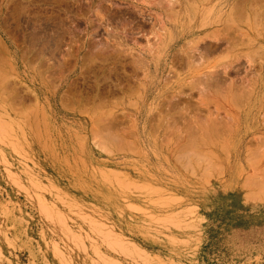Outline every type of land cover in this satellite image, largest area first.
Masks as SVG:
<instances>
[{"label": "rangeland", "instance_id": "obj_1", "mask_svg": "<svg viewBox=\"0 0 264 264\" xmlns=\"http://www.w3.org/2000/svg\"><path fill=\"white\" fill-rule=\"evenodd\" d=\"M162 4V0L0 2V264H264V209L260 207L264 185L226 186L227 194H240L239 218L231 212L217 213L210 225L191 203L174 200L171 168L176 166L158 153L160 149L169 155L173 150L169 156H176L179 171L184 172L199 154L197 171L210 172L218 162L209 151H234L224 139L214 137L199 146L208 149L187 148L200 141L179 142L182 124L195 115L196 99L185 103H193L189 109L185 104H180L183 110L179 105L174 111L167 107L178 77L206 73L209 65L218 60L231 63L237 54L241 64L239 70H229L227 80L233 78L235 84L228 91L242 90L241 96L254 87L253 79L262 73L264 63V52L258 49L263 45L256 41H264V30L248 31V24L262 20L264 25V0H236L239 12L230 22L239 26V38L224 53L209 56L207 65L184 69L190 53L185 43L191 39L178 43L175 49L185 51L176 55L181 60L173 53L168 59V63L173 59L174 68L172 63L169 68L178 75L171 73L161 80L158 74L152 94L143 96L138 85L142 70L133 61L170 23ZM249 57L254 58L251 65L245 61ZM242 101L239 119L246 120L254 112L264 125V101L253 110L250 99ZM214 106L210 103V112L216 111ZM149 108H156L155 121L150 117L156 127L147 138L149 144L140 146L129 125L136 119L143 123ZM180 109L194 111L184 121ZM201 111L202 116H225L223 110L213 115ZM226 134L232 136L233 128ZM178 146L181 149H175ZM154 160L164 161L163 168ZM248 172L246 180L257 176V171ZM176 181L189 179L181 175ZM199 186L209 189L210 185ZM93 188L121 195L125 217L111 218L103 210L111 199L108 196L100 201L101 210L82 207L86 205L81 204L82 197L91 198Z\"/></svg>", "mask_w": 264, "mask_h": 264}, {"label": "bare ground", "instance_id": "obj_2", "mask_svg": "<svg viewBox=\"0 0 264 264\" xmlns=\"http://www.w3.org/2000/svg\"><path fill=\"white\" fill-rule=\"evenodd\" d=\"M5 1L6 0H0V2H5ZM162 1L164 2V5L162 4L164 7L161 9H164L165 18H167L168 19L167 21H170V23L169 24L166 23L165 27L162 30L159 29V30H161L160 33L156 34L154 36L155 38L154 39L152 38V40H151V41L154 40V42L151 43L149 41L151 44L147 46L148 48L145 47L147 50L142 48L145 50L146 53H144L142 51H140V53H137V55H139V56H138L137 61L136 60L135 61L138 64H135V61H133L134 66L137 65V67L139 66V68H137V69L140 71L142 70V80L138 85L140 88V92H141V94H143V96L144 95L146 96L148 91L150 92V89H152L151 87L153 86V83L155 82L154 79L159 78L158 74H161V76H160L161 80H163V78L171 75V73L174 74L176 72V74L178 75L179 72L177 73V71L176 70L174 71V69H173L174 68L173 62L171 61L172 58H170V63H172V66H173L172 69L169 68L170 63H168V61H169L168 59L171 56V53H173L175 56H173V54H172V56L176 57V58L179 57L176 55H180L181 53H185L184 49H183L184 52L181 51L182 50L181 48H180L181 50L175 49V47H176V45H178V43L191 39L189 42L186 41L187 42V43H185L186 46L184 45L186 47L185 50L188 52H189V50H187L188 49L187 47H190V53L186 54L187 55L186 62H185V60L180 61L182 57H179L180 60H179V58H178V60L180 62H183V63L185 62L182 65L184 67V69H185V67H187V69L191 68L192 70H194L195 68L193 69V67L195 65H196V67H198L199 65L197 66V64H201V63L204 64L209 56H211L212 54H216L217 52H219V54H220V52H223L226 49H228L229 48L228 46L234 44L232 42V40L236 41V39L239 38V26L235 25L233 20L230 22L231 16H234L233 14H235V12H239V11H237L238 8H237L236 0H192L193 1L192 3H191V0H162ZM176 7H179L178 11H175ZM235 8H237V9H235ZM255 16L256 15H254V17ZM156 17H159V16H156ZM232 18H234V17H232ZM158 20L160 21V17ZM262 22H263L262 20L260 21V23L253 21V24H248V26H249L248 31H250L252 29L255 30V28L259 27V29H261L260 30V32H261L262 30H264L263 29L264 25L262 24ZM160 24H161L160 26L163 25V23H160ZM123 32H125V31H123ZM246 33L248 34L249 32H246ZM263 34H264V31H263ZM263 37H262V39H263ZM242 41H243V39H242ZM204 42H207V43L210 42V43L208 45H206V43H204ZM238 42H239V40H238ZM147 44H148V42H147ZM256 44L258 46L263 45V46H260L258 49H260V51L264 52V41H256ZM124 47H125V45H124ZM131 54H133V53L131 52ZM144 56H145V58H144ZM181 56H182V54H181ZM255 56H257V55H255ZM135 57H134V59H135ZM184 57L185 56H183V59H184ZM175 60H177V59H174V61ZM252 60L254 61V58ZM252 60L250 59V57L247 58L245 60L246 64L248 63V65H251ZM179 61H178V63H179ZM218 61L220 63V60H218ZM245 61H244V63H245ZM261 61H262V59H261ZM219 63L217 65L212 64V65H209L208 67H206L207 69H209L208 72H206V73L203 71V72H197V73L192 74V72H191V74L187 75L186 77H182V78L178 77V82L175 83L171 87V89H172L171 90L172 92L170 95V99L172 100V103L170 105L171 108L166 106L167 108L171 109V111H174L175 108L177 109L178 105L180 106V104H182V106H183L185 103H188V105H189L192 99L193 100L196 99V102L194 101V105H197V107L194 106L196 108L197 113L194 112L195 115L191 116V119H189V120L186 119V117H187V115L190 114L191 111H194L191 109H195V108H193V106H192L190 109L191 111L187 110L189 112H187L185 110L187 108L189 109V107L193 103H191L190 106H186V104H185V106L187 108L185 107L186 109L184 110V112L181 111V109L182 108L184 109V107L180 106V108H181L180 111L183 112V113H181V115L184 114V115H182V117L184 116L183 119H184V121L186 119V121L184 124H182L183 125V129L181 130L182 133L179 134L180 141L177 140V142L178 141L180 143H184V142H188V141L191 142V141H196V139H197V140H200L197 143V144H199L198 146H200V145H202L201 143H203V142L206 143L207 139H209V138L213 139V137H214L215 139L216 138L224 139L226 141L225 146L228 147L229 149H232L235 151V150H237V148H239V146H241L242 144L244 145V140L239 138V136L241 135L243 126H244L245 130H243L244 132H242V134H244V136H246V137H248V136L251 137V140L249 141L251 146L254 147V145H252V143H255L256 146H258V148L262 147V149H263V147H264V126L262 125L260 127L259 125H256V124L255 125L254 124L252 125L250 123L248 124L247 123L248 121H246V120H240L239 119V105H241V102H243L242 101L243 99L245 101L246 99L252 98L255 103L256 102L259 103L260 101L263 100V98H264V63H261L262 73L256 77H254V79H253V80H255L254 81L255 82L254 87H253V85H252V87L249 85L251 88L249 87L248 90L243 91L245 93L243 94V92H242L243 95H241V96H239V95H240V92L242 90L240 92H238L237 94H234L235 92H231V94L233 93L232 95H234V96H232L230 94V92L228 91L229 90L228 87L232 89L235 83H234L233 78L229 79L230 85H229V81L227 80V76H228L230 69L236 70L238 68V70H239V66H240L239 65V63H240L239 55L237 54V56L234 57V60H232L231 63H229V62L227 63V61H226V63H223V62H221V64H219ZM205 65H207V64H204V66ZM134 66H132L133 69H134ZM182 66L180 63V67H182ZM138 70H136V71L138 72ZM196 70H197V68H196ZM134 71H135V69H134ZM247 71H248V69H247ZM236 73H238V72H236ZM131 75H133V74H131ZM168 83H169V81H168ZM158 84L159 83H157L155 86H157ZM164 87H165V85H164ZM246 87H248V86H246ZM123 91H125V90H122V92ZM126 91H128V90H126ZM137 91H134V92L138 94ZM237 91H239V90H237ZM117 93H119V92L117 91ZM153 93H154V91H153ZM223 93H225V94H223ZM228 94H229L230 99L227 96ZM108 95H109V93H108ZM226 98H227V100L224 101V99H226ZM175 99H177L178 101L176 100L177 101L176 102ZM146 100H143V101L146 102ZM185 100H186V102H184ZM143 101H142V103H143ZM163 101H165V100H163ZM182 102H184V103H182ZM210 103H214L216 106V111H211V112L217 113L218 111L223 110L224 112H222V113H225L226 117L225 116L224 117L227 118V120L222 121L221 118L219 117V119H220V121H219V119L217 117L216 118L215 117L214 118L213 117H207V115L202 116L201 113L199 115V112H202L201 110H207L206 112L204 111V113L209 112L208 113L209 115H211V114L213 115V113H211L209 111ZM147 107H148V105H147ZM152 107H154V105ZM155 109L149 108L145 112V114H143V116L145 115L143 123H140L139 122L140 119L137 120L136 119L137 116H136V118H135L136 121H134V122L132 121L131 122L132 124L129 125L130 132L139 136L138 143H139V139H140V146L149 144V139H147V138H150V135L155 130L153 128L155 125H152L153 121H155V118L153 117V114H156L155 112L153 113V111ZM142 110H143V108H142ZM139 111H140V109H139ZM180 111H178L177 113H179ZM143 112H141V113H143ZM161 113H163V112H161ZM151 116L154 118L153 121L151 120L152 123L150 122ZM178 116H180V115H178ZM152 117H151V119H152ZM159 117H160V115H159ZM182 117H180V118L182 119ZM157 119H156V121H157ZM157 128H159V127H157ZM229 128H233V135L230 137H228V134H226L227 131L229 130ZM177 136L174 135V137H177ZM208 141H207V143H208ZM246 145H247V142H246Z\"/></svg>", "mask_w": 264, "mask_h": 264}, {"label": "crops", "instance_id": "obj_3", "mask_svg": "<svg viewBox=\"0 0 264 264\" xmlns=\"http://www.w3.org/2000/svg\"><path fill=\"white\" fill-rule=\"evenodd\" d=\"M262 101H264V98ZM262 101H260L259 103L258 102L255 103L253 99H250V102L248 103L252 105L250 110H253L255 106L263 103ZM222 116L223 115L221 114V117ZM221 120L222 121L227 120V118L224 119V117H222ZM246 121H248L247 122L248 124L249 123L252 125L256 124L261 127V123L259 121V114H256L254 112H249V116L246 119ZM243 130H245L244 126L242 129V132H244ZM242 132L239 138L244 140V145L242 144L243 146L242 145L239 146L237 150L228 152L226 149L225 151L222 149L214 150L212 148L213 150L209 151L210 153L213 154L212 158L214 159V161L218 162V165L216 167H211L214 172L213 171H210V172L197 171L200 168L197 163L198 161L197 158L200 157L199 154L197 156L195 155L196 158L190 159L189 161L190 163H194V162L195 163L194 164L189 163L188 169H186L187 172L179 171L180 167L177 165L176 156L170 157L171 152L173 150L171 152H168L170 155L169 156L165 154L164 151L159 149L158 153H161L163 159L170 158L173 162V165L176 166L175 168L174 167L171 168L173 171H175L174 184H176V187L174 188L173 191H171L172 192L171 194L174 196V200L178 199V201L181 203H188V202L191 203V206H193L194 209L199 211L205 223H209L210 225L212 224L213 218L215 215H217V213H220V214L227 213L228 214V212H231L235 216L236 220H238L239 218V213H240L239 210L243 208L240 194L239 192H235V193L233 192L232 195L227 194L226 186L239 185V184L264 185V150H263L264 147L263 149L262 147L261 148L259 147L260 148L259 149L255 143H252L254 147L251 146V144L250 146L246 145L245 140H247L248 138L251 139V137L244 136ZM180 147L182 146H178L175 149H181ZM186 147L192 148V149L210 148V147L204 148V147L191 146V145H187ZM145 150L151 153V150L149 149H145ZM148 157L150 160L152 159L150 154ZM164 163H165L164 161H156V164H158L159 166H162V168H163ZM204 168H207V167H204ZM249 169L253 171H257L256 172L257 176L254 177L252 180H246L248 177ZM181 175H187L189 181L188 182L176 181V177L181 176ZM201 179L202 181H197ZM200 184H209L210 185L209 189H205V188L203 189V187L199 186ZM217 186H220L219 191H217ZM224 186L226 188H224ZM197 190H199V192L196 195L195 193ZM111 191L113 190L105 188L104 191H99L98 189L93 188L91 192V198H89L88 196L82 197L83 199H81L82 201L81 204H86L85 206H82V207H84L85 209L94 211V212H96L97 210H101L100 201H102L104 197L108 196L111 199H109L108 201L107 209H103V210H105V212L111 218L112 217L113 218L114 217H125L126 213H125L124 205L121 202L122 201L121 195H118L116 197V195H114V191L113 192ZM165 191H168V190H165ZM95 196L97 200H94L96 199L94 198ZM260 207L264 209V205ZM209 231L211 232L212 230L210 229Z\"/></svg>", "mask_w": 264, "mask_h": 264}]
</instances>
